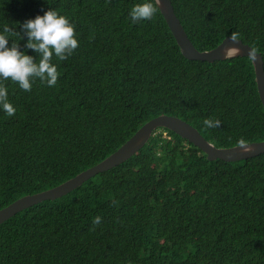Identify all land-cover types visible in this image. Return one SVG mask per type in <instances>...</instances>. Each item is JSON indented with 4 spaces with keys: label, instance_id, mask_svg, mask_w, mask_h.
I'll use <instances>...</instances> for the list:
<instances>
[{
    "label": "trees",
    "instance_id": "16d2710c",
    "mask_svg": "<svg viewBox=\"0 0 264 264\" xmlns=\"http://www.w3.org/2000/svg\"><path fill=\"white\" fill-rule=\"evenodd\" d=\"M142 2L0 0V29L19 34L9 47L18 43L34 62L19 24L50 8L79 41L68 59L53 57L56 86L4 82L17 111L0 110V210L93 167L160 115L190 123L218 148L264 141L251 59H187L159 7L152 20L131 21ZM172 3L199 51L238 33L264 60V0ZM206 118L221 124L209 129ZM0 264H264V153L209 161L159 128L125 162L2 223Z\"/></svg>",
    "mask_w": 264,
    "mask_h": 264
},
{
    "label": "water",
    "instance_id": "95a60500",
    "mask_svg": "<svg viewBox=\"0 0 264 264\" xmlns=\"http://www.w3.org/2000/svg\"><path fill=\"white\" fill-rule=\"evenodd\" d=\"M165 21L167 22L182 54L189 60L224 61L236 57H248L251 59L257 81V88L264 106V60L261 53L256 52L252 46L232 36L225 38L221 44L209 51H199L191 42L180 19L178 18L172 0H161L158 5ZM252 54L255 55L253 59ZM159 128L169 129L182 138L188 140L207 155L209 161L217 159L226 162H236L253 158L264 153V141L246 143L229 148H218L209 141L190 123L176 116L160 115L145 123L124 145L110 156L94 165L93 167L79 173L66 182L34 195H27L14 201L0 210V225L23 210L46 200H55L63 197L98 173L105 172L125 162L141 149ZM249 151H244L245 148Z\"/></svg>",
    "mask_w": 264,
    "mask_h": 264
},
{
    "label": "clouds",
    "instance_id": "9594fccd",
    "mask_svg": "<svg viewBox=\"0 0 264 264\" xmlns=\"http://www.w3.org/2000/svg\"><path fill=\"white\" fill-rule=\"evenodd\" d=\"M160 3L161 0H144L142 3H135L129 12L131 21L137 23L152 20ZM19 26L28 37L26 49L34 50L39 55V60L34 62V57L28 55L26 51H21L18 43L14 42L9 47L11 35H19L9 25L0 29V110L9 117L14 116L17 109L9 99V89L4 82L10 79L24 91H31L37 79L41 83H46L48 87H54L57 85L60 72L57 64L53 62V57L61 61L66 60L79 47L75 25L67 16L53 8L42 16L37 15L24 21ZM237 37L238 33H234L231 39L236 41ZM252 57L255 59L254 54ZM203 124L209 129L218 128L221 121L206 118ZM239 143L245 145L246 141L241 139ZM249 150L247 147L244 149V151ZM100 222V216H96L93 220L94 224Z\"/></svg>",
    "mask_w": 264,
    "mask_h": 264
}]
</instances>
